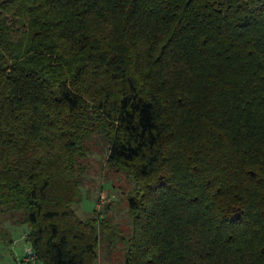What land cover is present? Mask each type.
Instances as JSON below:
<instances>
[{"label":"trees","instance_id":"obj_1","mask_svg":"<svg viewBox=\"0 0 264 264\" xmlns=\"http://www.w3.org/2000/svg\"><path fill=\"white\" fill-rule=\"evenodd\" d=\"M99 141L126 234L75 208ZM2 220L42 264H264V0H0Z\"/></svg>","mask_w":264,"mask_h":264},{"label":"rangeland","instance_id":"obj_2","mask_svg":"<svg viewBox=\"0 0 264 264\" xmlns=\"http://www.w3.org/2000/svg\"><path fill=\"white\" fill-rule=\"evenodd\" d=\"M98 143L100 145L90 147L82 161L83 199L75 208L83 219L108 216L115 231L126 234L132 227L127 198L136 185L125 175L108 168L105 145L102 141ZM28 231L25 224L16 225L9 220L0 222V264H36L37 260H29L28 256L31 247L26 238ZM124 250L120 242L110 246L100 244L98 264H126Z\"/></svg>","mask_w":264,"mask_h":264},{"label":"built area","instance_id":"obj_3","mask_svg":"<svg viewBox=\"0 0 264 264\" xmlns=\"http://www.w3.org/2000/svg\"><path fill=\"white\" fill-rule=\"evenodd\" d=\"M28 256H29V260H33V261L37 260V256L31 247L29 248Z\"/></svg>","mask_w":264,"mask_h":264},{"label":"crops","instance_id":"obj_4","mask_svg":"<svg viewBox=\"0 0 264 264\" xmlns=\"http://www.w3.org/2000/svg\"><path fill=\"white\" fill-rule=\"evenodd\" d=\"M36 264H42L39 260L35 262Z\"/></svg>","mask_w":264,"mask_h":264}]
</instances>
